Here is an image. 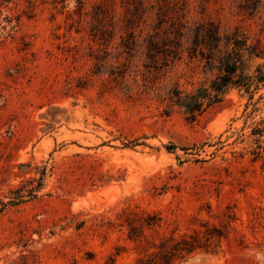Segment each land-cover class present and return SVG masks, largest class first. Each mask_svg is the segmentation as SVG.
<instances>
[{
	"label": "rangeland",
	"instance_id": "1",
	"mask_svg": "<svg viewBox=\"0 0 264 264\" xmlns=\"http://www.w3.org/2000/svg\"><path fill=\"white\" fill-rule=\"evenodd\" d=\"M236 60L264 71V0H0V264H264V81L210 88Z\"/></svg>",
	"mask_w": 264,
	"mask_h": 264
},
{
	"label": "trees",
	"instance_id": "2",
	"mask_svg": "<svg viewBox=\"0 0 264 264\" xmlns=\"http://www.w3.org/2000/svg\"><path fill=\"white\" fill-rule=\"evenodd\" d=\"M231 43V51L234 54L237 51L238 39L231 37L229 38ZM220 41L219 31L214 26H201L198 28L197 34L195 36V40L192 42L191 46L188 48V51L191 55H195L197 51H199L201 56H206L210 52L214 51L218 45H215L216 42ZM155 45V42H151ZM201 46V47H199ZM156 50L161 51V46L156 47ZM206 51V53L204 52ZM257 56H260L261 53H257ZM263 56V55H262ZM238 60L233 62L230 65H227L223 68V73L215 80V82L211 85V90H213L216 95L222 92L223 88L227 87L229 84L237 85L239 87L248 88L253 83L257 85L260 82L264 81V71L261 72L260 69L257 70V76L255 80H251L248 78H242L241 75H236V63Z\"/></svg>",
	"mask_w": 264,
	"mask_h": 264
}]
</instances>
